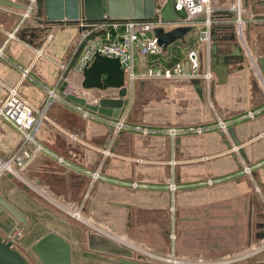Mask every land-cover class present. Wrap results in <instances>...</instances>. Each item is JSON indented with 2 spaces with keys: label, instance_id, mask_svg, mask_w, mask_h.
<instances>
[{
  "label": "crops",
  "instance_id": "crops-1",
  "mask_svg": "<svg viewBox=\"0 0 264 264\" xmlns=\"http://www.w3.org/2000/svg\"><path fill=\"white\" fill-rule=\"evenodd\" d=\"M11 1L25 8L0 5V46L5 53L0 58V104L8 90L15 88L35 110L46 108L36 137L50 150L82 167L92 169L102 163L104 173L116 180L146 184L137 189L102 181L90 184L86 175L68 171L53 159L33 160L23 171L0 175L1 194L26 215L28 228L30 221L49 219L54 213L46 205L50 204L67 214L77 212L82 218L81 213L108 225L148 251L169 252L182 259L264 264V110L254 118L242 117L264 100V64L259 63L264 56V0L242 2L257 15L255 21L247 22L246 47L228 30L227 18L233 16L227 9L228 0H212L211 34H216L218 53L225 55L229 67L226 82L212 80L214 108L208 104L201 81H135L125 116L128 127L114 138L109 117H84L76 103L48 97L47 89L58 85L76 54L80 24L47 22L44 0ZM28 4L29 16L25 14ZM180 25L197 26L198 32L188 35L190 29L163 48L160 57L172 63L195 48L204 70L210 65L211 45L200 40L202 23H169L163 28L168 31ZM143 61L145 57L136 51L138 71ZM23 69H28L25 76ZM75 94L79 95L78 89ZM217 115L230 123L234 137L216 128L202 134L181 133L173 139L160 132L169 127L213 125ZM136 125L158 133L142 135L134 129ZM20 145L18 131L0 117V161L9 159ZM243 162L253 166V179L242 172ZM170 179L178 185L173 193L166 187ZM255 183L261 186L263 197L256 193ZM28 228L25 234L21 229L20 235H32ZM48 233L70 244V264L95 259L74 247L79 242L71 231L38 233L31 250Z\"/></svg>",
  "mask_w": 264,
  "mask_h": 264
},
{
  "label": "built area",
  "instance_id": "built-area-1",
  "mask_svg": "<svg viewBox=\"0 0 264 264\" xmlns=\"http://www.w3.org/2000/svg\"><path fill=\"white\" fill-rule=\"evenodd\" d=\"M35 0H30V4ZM165 0H156L154 9V15L152 19H135L130 17L125 18H113L107 14H103L101 18L97 20H87L84 17H80L77 23L80 24L82 30L78 37L76 45V57L73 60L72 65L65 69V72L61 74L58 87L47 89L49 99L61 100L66 103H72L69 99L65 98L59 92V87L62 81L66 82V86L63 89L64 94H74L79 97H83L75 94L77 87L75 88L71 83L69 77L75 74L78 82L81 84L83 70L88 67L94 59L96 53L105 55L108 57H116L119 59L121 68L124 72V87L126 88V94L122 97L124 105L118 118H110L112 121V137L127 128L125 122V116L128 111L129 103L131 102V90L135 81L139 80H152V81H191L198 80L204 86L205 94L208 100V104L211 108H214V103L211 100L212 80L215 78L214 73L211 70V66L203 70L200 64V53L198 49H190L186 52L182 59L174 61L172 63H166L160 57L163 52V45L159 43L158 38L154 35V29L156 27H163L169 23H187L197 24L202 23L203 29L201 30L200 40L201 42L211 45V28L213 25V12L214 7L212 0H172L173 11H183L185 17L183 20L177 22L163 21L161 19L160 10ZM28 4L26 15L32 12L31 6ZM227 8L235 14L234 25L236 31L240 36L244 46L245 44V31L247 22L255 21L256 16L253 12H250L247 17V9L243 5L241 0H233ZM136 51L145 57V61L141 64L142 69L137 70ZM5 56L4 46H0V58ZM28 73V69H23L22 74L25 76ZM75 76V77H76ZM79 78V79H78ZM99 93L95 94L92 91L93 97L91 103L97 104L102 98H117L119 89L106 88L97 89ZM85 98V97H83ZM86 99V98H85ZM75 108L84 117H94L100 115L108 117L97 112L86 109L83 106L75 104ZM264 110V100L260 107L250 109L244 113L243 118H254ZM46 116V108L35 110L29 103L23 100L17 93L15 88H10L0 104V117L7 121L12 127H14L21 136V145L16 152L7 160L0 161V175L5 172L13 173L15 171H23L31 161L53 159L60 166L64 167L68 171H74L86 175L89 183L93 184L97 181L106 182L109 184H119L130 187L131 189H137L145 187L146 184L139 182L138 180L120 181L106 175L103 171V164L99 163L95 168H86L80 165H76L65 159L62 155L50 150L43 143H41L36 137V131L39 128L42 121ZM229 122L217 115L215 124L202 125V126H187L184 128L169 127L163 129L160 132H164L173 139L176 135L181 133H197L202 134L209 131L211 128H216L219 131L228 134ZM134 129L141 132L142 135L148 133H158V130L149 129L140 125H136ZM263 134V133H262ZM173 163V160L171 161ZM261 163H257L256 166ZM242 172L250 176L253 179V166L250 164L242 163ZM207 183L211 184L213 180L207 179ZM166 187L170 192H175L178 185L173 179L168 180ZM255 191L262 195V188L259 184L255 183ZM263 197V195H262ZM264 202V200H263ZM169 210L173 213L174 206L171 205ZM77 213V212H76ZM20 231L15 232L10 236H7L6 241L12 242L14 246V240H17L16 236H20ZM173 237V236H171ZM175 264H223L227 260L217 261H203V260H191L182 259L173 254H168ZM171 260V259H169Z\"/></svg>",
  "mask_w": 264,
  "mask_h": 264
},
{
  "label": "water",
  "instance_id": "water-1",
  "mask_svg": "<svg viewBox=\"0 0 264 264\" xmlns=\"http://www.w3.org/2000/svg\"><path fill=\"white\" fill-rule=\"evenodd\" d=\"M0 5L25 8V5L11 0H0ZM156 0H44L46 21L56 22H77L80 17L87 20H97L103 14L113 18H135V19H152ZM161 19L163 21L177 22L178 17L172 9V0H165L161 10ZM191 29L190 26L180 25L166 31L163 27H156L154 35L158 38L159 43L165 48L169 44L180 40ZM210 65L219 83L226 82L228 74V64L224 61L225 55L218 53L216 34H212ZM236 52H240L238 46H234ZM74 55L73 60L75 59ZM259 63L264 64V56L259 58ZM262 68V67H261ZM81 87L84 89H119L117 98H102L97 104L87 102L83 97L74 94H64L63 89L66 82L62 81L59 92L70 101L85 107L88 110L99 114L118 118L124 105L123 96L126 94L124 87V72L121 68L119 59L108 57L96 53L91 64L83 70ZM229 133L234 137L232 129ZM238 143L237 140L234 141ZM0 205L18 222L23 224V233L27 232L28 219L26 215L8 201L0 192ZM20 234V233H19ZM18 238V236H16ZM112 244L118 245L115 241L109 239ZM120 248H124L120 246ZM108 248L100 245L91 247L86 255L103 261L116 262L115 264H144L140 261H134L127 258L110 259L97 254L95 251H107ZM32 251L44 264H70L71 248L70 244L55 233H48L41 237L32 246ZM129 255L130 253H123ZM0 264H30L26 258L12 247L10 240L6 241L0 234ZM148 264V263H145Z\"/></svg>",
  "mask_w": 264,
  "mask_h": 264
},
{
  "label": "rangeland",
  "instance_id": "rangeland-1",
  "mask_svg": "<svg viewBox=\"0 0 264 264\" xmlns=\"http://www.w3.org/2000/svg\"><path fill=\"white\" fill-rule=\"evenodd\" d=\"M233 0L227 1V6L232 3ZM244 3V0H241ZM36 3V0H35ZM252 3V0L251 2ZM252 5V4H251ZM228 9V8H227ZM225 8V10H227ZM249 9V8H248ZM228 11L231 13L230 18H227V23L229 25L228 30H231L233 34L236 36L237 40L242 41L240 39L239 34L236 31L235 27V14L228 9ZM250 12H253L251 10H247V17L249 16ZM227 15L229 14L227 11L225 12ZM215 14V10L213 12V15ZM254 14H256L254 12ZM176 15L178 18L184 17L183 11H177ZM34 21H39L40 19L38 17L33 18ZM252 28V27H251ZM198 27L194 26L189 32L188 35H196ZM246 34V31H245ZM246 42H248L247 36H245ZM243 43V42H242ZM50 210H53L54 213L49 214V219L46 220H39V221H30L28 231L32 232L34 229L35 223H37L35 227V231L32 232L33 234H28L27 236L23 233L18 236L17 240H14V248L18 250L30 264H44L38 256L31 250V244L35 240L36 237H38V233H44L48 232L50 230H58V231H71L72 234H74L75 237L78 238L79 246H74L77 250L78 248H81L82 251L91 250V247L94 245H100L102 247L108 248L107 251H104L105 254H108L111 257H122L127 259H132L135 261H141L148 264H175L174 262H167L172 261V258L168 256L169 252L161 253V255L158 257V254H154L155 251H148L147 247L144 245H141L134 241L133 239H127V237L122 234L121 232L115 233L113 231H110L104 226L100 227V225H96L97 222L93 221L91 219H86L83 217V215L80 214L82 218H79L75 215L76 212H71L69 214L65 213V211H62V209L51 206L50 204H46ZM53 208V209H52ZM9 214L0 207V234L1 236L6 239L7 236H10L12 234L17 233V231L21 232V229H23V224L18 223L13 218H9ZM262 217L264 215L262 214ZM51 218V219H50ZM40 223V224H39ZM41 227V228H40ZM121 233V234H120ZM122 238V239H119ZM109 239L113 242L115 241L118 245H114L111 242H109ZM120 246L124 248H120ZM74 248V249H75ZM75 249V252L77 251ZM130 253L129 255L123 254V253ZM158 252V251H157ZM161 252V251H159ZM79 254V253H78ZM77 255V254H76ZM171 259V260H169ZM76 261V260H75ZM75 264H113L108 261H100L96 259H88V260H80L76 261ZM115 264V263H114ZM220 264V263H219ZM224 264H238V262H232V261H226Z\"/></svg>",
  "mask_w": 264,
  "mask_h": 264
},
{
  "label": "bare ground",
  "instance_id": "bare-ground-1",
  "mask_svg": "<svg viewBox=\"0 0 264 264\" xmlns=\"http://www.w3.org/2000/svg\"><path fill=\"white\" fill-rule=\"evenodd\" d=\"M69 79H70V80H69L70 83H71L75 88L77 87L80 96L85 97L87 100H88V99H91V98L93 97V95H92V89H84L83 87H81V85H80V83L78 82V80L76 79V77L70 76ZM96 225H102V226H104L103 224H100V223H97ZM104 227H106L105 229H108V230L112 231V229L109 228L108 225H105ZM153 253H154V254H158V257H159V256L161 255L162 252H157V251H155V252H153Z\"/></svg>",
  "mask_w": 264,
  "mask_h": 264
},
{
  "label": "flooded vegetation",
  "instance_id": "flooded-vegetation-1",
  "mask_svg": "<svg viewBox=\"0 0 264 264\" xmlns=\"http://www.w3.org/2000/svg\"><path fill=\"white\" fill-rule=\"evenodd\" d=\"M89 251H91V250H87V251H81V253L83 254V255H86ZM97 254H99V255H101V256H105V257H108V258H110V259H119V258H122V257H111V256H109L108 254H105L104 253V251L102 252V251H95ZM86 253V254H85ZM132 260V259H131ZM135 261V260H134ZM108 262H110V263H116V262H111V261H108ZM141 262V261H140ZM142 263H144L145 264V262H142Z\"/></svg>",
  "mask_w": 264,
  "mask_h": 264
}]
</instances>
